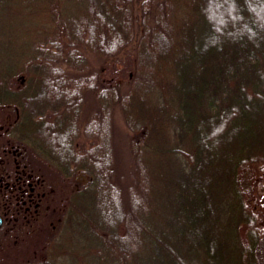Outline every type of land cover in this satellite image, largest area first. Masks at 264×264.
I'll list each match as a JSON object with an SVG mask.
<instances>
[{
  "label": "trees",
  "instance_id": "1",
  "mask_svg": "<svg viewBox=\"0 0 264 264\" xmlns=\"http://www.w3.org/2000/svg\"><path fill=\"white\" fill-rule=\"evenodd\" d=\"M128 46L123 93L124 69L104 81L89 56L106 63ZM18 71H32L27 86L12 85ZM89 95L76 133L94 145L81 154ZM8 142L49 175L52 205L2 231V264H88L65 248L81 223L90 264H264V0H0Z\"/></svg>",
  "mask_w": 264,
  "mask_h": 264
},
{
  "label": "flooded vegetation",
  "instance_id": "2",
  "mask_svg": "<svg viewBox=\"0 0 264 264\" xmlns=\"http://www.w3.org/2000/svg\"><path fill=\"white\" fill-rule=\"evenodd\" d=\"M21 154L20 148L10 142L0 148V235L5 228L19 229L22 218H29V225L33 223L30 226L38 224L51 209L49 175L25 169ZM3 251L0 236L2 258Z\"/></svg>",
  "mask_w": 264,
  "mask_h": 264
},
{
  "label": "rangeland",
  "instance_id": "3",
  "mask_svg": "<svg viewBox=\"0 0 264 264\" xmlns=\"http://www.w3.org/2000/svg\"><path fill=\"white\" fill-rule=\"evenodd\" d=\"M132 49L133 48L131 46H128L127 48L122 50L118 55H116L114 59H112L111 61H108L106 63L105 62H99L96 59H94L93 57L89 56V60H90L91 65L93 67H98L101 70V74H102V78L101 79L104 80V81H110L112 79V71L110 70V68L112 69L113 66H114V68H123L124 69V72H126L128 75L126 77H122L121 76V77L115 78L118 83L120 82V89H121V91L123 93H127L128 92V86L130 85V81H131L132 77H134V75H135L134 74V70H133L134 68L133 69L132 68L129 69V65H128V60H131V56L133 54ZM132 66H134L133 63H132ZM132 70H133V72H132ZM31 72L32 71H21V72L18 71V72H16L15 75L11 76L12 85L14 87H17V88H20L22 86H27L28 82L30 81L31 76H32ZM93 100H94L93 97L89 95L88 100H86L87 107H86V112L83 115L82 122L80 123V121H78V125H80V127H78V128L75 127L74 128L75 129L74 130L75 134H74V139L73 140H74V144L76 143L75 150L77 151V153H81L82 154V151L84 149V148H82L83 146L90 148V147H92L94 145L92 140H85V139H83L84 137L79 135V132L76 133L78 130L81 129L82 123L84 122L86 115L91 110H93L95 108V104H94ZM7 110H10V113H14V111L11 108L7 109ZM48 117H50L51 119H54L53 118L54 116H52V115H49ZM125 123H126L125 116L122 113L121 109L119 107L118 108L117 107L114 108V111H113L112 116H111V124H112L116 134L123 135L124 133L127 132V129L125 127L126 126ZM21 130L24 133L23 135H27L33 141L34 140L36 141L38 139L37 135L33 131L34 129L23 127V128H21ZM19 133H20V131H19ZM11 134H12L11 135L12 137H15L16 131H14ZM122 156L124 158L125 168H128V154L125 152V153L122 154ZM45 173H49V170H46ZM70 187L71 186H65L64 187V191L69 192V189L71 191ZM85 226L86 225L81 223V226H80L79 230H77L75 226L73 227V225L68 227V229L66 231V238L65 239L67 241H69V242L65 244V248H67V249H76L84 257V259L86 261H88L87 263L90 264L89 258L85 257V255H83V252H82L83 251V248H82V243H83L82 242V237H83V235L82 234L85 233ZM75 233H77V237L76 238H75V235H74ZM56 239H57V237H53L51 239V242L56 240ZM47 243H48V241H47ZM48 245L49 244H47V246ZM51 246H52V251L55 253V254L53 253V255L51 257L53 259L56 256V254L57 253L60 254V252L56 251V249L53 247V245H50V248H51ZM60 255L61 256L58 257L55 260L57 262V264H63V261L65 260L64 259V255H62V254H60ZM48 259L50 260L49 262L51 263L52 260L50 259L49 256H48ZM3 261H4V259L2 258V255L0 254V264H2ZM65 262H67V261L65 260ZM72 262L74 264H81V262L77 258H72Z\"/></svg>",
  "mask_w": 264,
  "mask_h": 264
}]
</instances>
